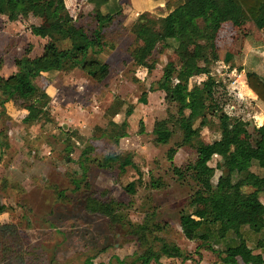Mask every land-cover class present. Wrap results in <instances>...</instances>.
I'll return each mask as SVG.
<instances>
[{
    "label": "rangeland",
    "instance_id": "obj_1",
    "mask_svg": "<svg viewBox=\"0 0 264 264\" xmlns=\"http://www.w3.org/2000/svg\"><path fill=\"white\" fill-rule=\"evenodd\" d=\"M78 2L76 25L92 31L94 5L89 0ZM111 2L103 9L106 16L119 5L118 0ZM133 6L121 3L106 24L103 51L95 57L110 67L104 82L67 65L44 76L48 100L43 103L50 122L23 124L0 109V264H143L141 256L149 248L159 251L156 239L180 247L188 258H161L151 264H224L225 244L214 237L206 244L189 241L182 233L181 216L193 211L190 202L198 189L187 168L197 161L200 142L211 144L221 138L220 115L247 121L253 132L264 103L245 92L242 57L212 61L207 67L218 84L212 110L206 126L196 124L201 138L184 143L178 107L156 90L167 63L164 45L150 59L156 66L152 75L144 81L139 78L132 58V25L138 19ZM167 14L164 8L151 12L150 24ZM39 24L34 17L11 22L0 14L4 77L15 75L17 61L27 54L31 59L43 54L51 40L32 34ZM57 46L67 50L71 44L60 40ZM195 82L202 87L203 79ZM144 93L147 104L139 103ZM42 94L39 91V99ZM130 109L134 113L127 116ZM161 124L172 133L167 145L159 144L155 135ZM172 149L176 154L171 160ZM110 153L132 156L134 166L125 172L118 165L100 166ZM256 165L252 171L260 173ZM220 175L217 171L215 183ZM131 184L133 192L128 191ZM88 199L110 204L114 219L93 211ZM138 226L149 227L147 243L136 239ZM249 245L254 249L252 241Z\"/></svg>",
    "mask_w": 264,
    "mask_h": 264
},
{
    "label": "trees",
    "instance_id": "obj_2",
    "mask_svg": "<svg viewBox=\"0 0 264 264\" xmlns=\"http://www.w3.org/2000/svg\"><path fill=\"white\" fill-rule=\"evenodd\" d=\"M168 14L155 25L150 24V13L141 15L132 27L135 48L132 53L140 80L151 76L156 66L150 62L160 45L166 50L167 63L156 90L163 91L170 104L178 107V125L184 134V143L191 144L201 138L197 122L206 126L207 115L212 110L216 81L210 76L207 65L221 61L225 56H240L247 41L264 46V0H165ZM108 0H89L94 5L95 28L92 31L76 25L80 9L78 0H0V14L17 22L34 17L40 21L32 34L51 41L43 54L31 59L28 54L17 61L18 72L8 78L1 74L0 109L4 114L15 115L23 124L51 121L44 76L58 72L70 65L83 70L98 83L104 82L110 67L95 57L103 51L106 24L112 15L103 8ZM60 40L70 42L61 50ZM205 64V66H202ZM203 79L202 87L195 80ZM250 89L264 103V77L255 72L246 75ZM39 91L42 98L39 99ZM147 93L139 103L147 104ZM104 108V106H103ZM133 109L127 116L133 114ZM221 138L211 144L200 142L198 158L187 168V173L198 185L191 199L192 212L180 219L181 230L189 241L208 243L214 237L225 244L224 264H264V239L250 248L246 233L264 231V125L249 130V123L223 113L219 117ZM159 144H169L172 133L165 125L155 130ZM122 136H126L125 134ZM176 150L169 152L172 160ZM218 159L212 165L214 159ZM258 163L263 174L251 171ZM118 165L122 172L134 166L132 156L110 153L100 166ZM217 171L221 172L215 183ZM180 177L184 174L176 170ZM79 188V187H78ZM249 189V190H248ZM131 184L128 191L133 192ZM93 211L114 219L110 204L88 199ZM149 227L138 226L134 231L137 240L147 243ZM230 240L232 241L231 243ZM159 251L149 248L141 261L143 264L160 262L161 258L187 260L180 247L155 240ZM261 253H256V251Z\"/></svg>",
    "mask_w": 264,
    "mask_h": 264
},
{
    "label": "crops",
    "instance_id": "obj_3",
    "mask_svg": "<svg viewBox=\"0 0 264 264\" xmlns=\"http://www.w3.org/2000/svg\"><path fill=\"white\" fill-rule=\"evenodd\" d=\"M109 1H110V3H109V5H110L112 3L111 2L112 0H109ZM121 3L122 4L128 3V4L134 5L133 9H135V11L138 13V18L145 13H151V12L160 10L161 8H164L167 11V8H166L167 2L165 0H118L119 5H118V7H116V10L115 11L109 10V13L114 14V12H117V10H119V8H120ZM103 11H105V10H103ZM136 22L137 21L135 20L132 27L134 26V24ZM240 57H242V60H243V66H242L243 69L241 71L240 78L245 79L246 85H247L246 75L249 72H255L259 76L264 77V46L263 45L258 44V43L255 44L254 42L252 43L250 41H247ZM247 91L251 92V94L254 97H256L255 93L252 90H250V88L248 86L245 88L246 93H247ZM253 100H255V99H253ZM262 114L263 115L261 116V118H259L258 125H256L257 128H260L264 125V109L262 110ZM256 164H258V163L255 162L253 164V166H257ZM251 171H252V169H251ZM252 172L257 174V175L263 174L262 169H261L260 173H257V171L256 172L252 171ZM260 201L264 204V193L260 194ZM246 236H247L246 238L248 239V244L250 243V241H252L253 245H254V249H255L257 242L259 240L264 239V231H262L259 234L248 231L246 233ZM259 253H261V250H260V252H258V254Z\"/></svg>",
    "mask_w": 264,
    "mask_h": 264
}]
</instances>
